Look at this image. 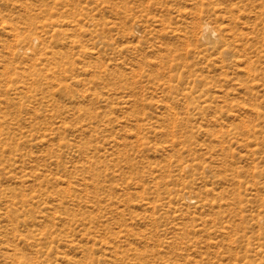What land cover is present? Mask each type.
Returning <instances> with one entry per match:
<instances>
[{
    "label": "rangeland",
    "instance_id": "rangeland-1",
    "mask_svg": "<svg viewBox=\"0 0 264 264\" xmlns=\"http://www.w3.org/2000/svg\"><path fill=\"white\" fill-rule=\"evenodd\" d=\"M0 264H264V0H0Z\"/></svg>",
    "mask_w": 264,
    "mask_h": 264
}]
</instances>
